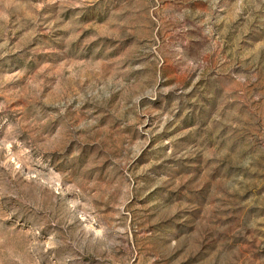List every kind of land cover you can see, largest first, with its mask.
I'll return each mask as SVG.
<instances>
[{
    "label": "rangeland",
    "instance_id": "rangeland-1",
    "mask_svg": "<svg viewBox=\"0 0 264 264\" xmlns=\"http://www.w3.org/2000/svg\"><path fill=\"white\" fill-rule=\"evenodd\" d=\"M0 264H264V0H0Z\"/></svg>",
    "mask_w": 264,
    "mask_h": 264
}]
</instances>
